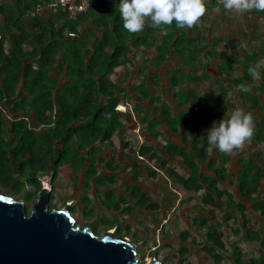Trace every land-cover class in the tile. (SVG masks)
Masks as SVG:
<instances>
[{
	"label": "trees",
	"instance_id": "obj_1",
	"mask_svg": "<svg viewBox=\"0 0 264 264\" xmlns=\"http://www.w3.org/2000/svg\"><path fill=\"white\" fill-rule=\"evenodd\" d=\"M54 1L56 0H0V173L3 175L4 171L13 172L18 178H28L30 185L39 192L41 184L38 177L51 173L56 175L64 161L74 168H80L87 160L81 157L82 152L86 151L93 163L97 152L95 144L110 142L117 133L121 137L127 128V122H131V116L118 109L122 103L125 107H130V102L122 99L121 93L125 89L113 79V75L118 68L132 62L133 59L129 56L135 49L144 47L149 51L156 48L159 58L152 60L153 66L171 63V54L180 58V62L175 64L181 65L182 69L175 68L168 79L169 88L172 92L177 89L173 97L178 99L180 106H188L191 112L200 117L194 119L185 110L178 116L172 115L166 97L163 98L166 91L154 97L150 90L142 91L139 86H136V97L141 102L134 100L135 108L132 107V112L139 116V122L146 124L149 132L156 137L163 135L168 139L165 142V153L172 159H182L190 177L181 179L190 189L196 193L206 191L201 198L203 205L220 208L222 202L230 208H236L246 220L244 203L236 204L227 191L218 188L219 180H226L225 171L223 174V171L213 170L215 178L200 175V164L208 159L211 162L215 160L210 157L209 149L213 147L208 144L206 135L200 136L193 125L204 124L206 130L210 129L213 122L221 119L213 121L206 115L201 116L202 113L209 111L212 103L224 112L229 105L221 101L222 97H226L223 94H227V90L222 87L219 88L222 89L220 92L210 90V95L203 96H199L198 91L186 89L187 85L206 81L209 78L207 72H203V76L198 78L194 73L181 77L185 68L188 72L195 71L197 66L201 68V51L192 49L195 40L189 35L197 24L190 29H177L174 23L162 28L153 25L146 27L149 20L142 32L129 33L123 27L116 8L118 2H115L111 9L103 8V16L99 18L102 36L97 38L95 32L81 29L82 17L72 21L67 14L48 11V5ZM93 9L91 6L89 12ZM45 11L63 21L65 26L57 30L53 19H45ZM9 30L16 32L10 47L6 44ZM157 35L163 36L159 45L156 40H149ZM90 37L94 40L87 42ZM244 78L251 79L247 74ZM242 81V78H238L235 83L241 85ZM21 85L23 89H20ZM148 101L160 103V112L153 108L151 116L143 114L141 107ZM7 105L11 121H5L7 119L1 111V106ZM253 106L261 109L262 105L253 100L251 107ZM33 121L42 127L40 135L29 127ZM163 125L168 128L169 134L155 132V128L158 130ZM263 131L264 118L259 125V133L256 134L259 140H264ZM175 135L180 136L181 145L173 142ZM134 153L142 164L158 163L159 156L153 146H140ZM101 159V163L105 164ZM226 159L228 160L223 153L222 161L225 162ZM53 160L55 164L51 167ZM160 166L166 169L167 164L162 161ZM89 170L93 172L92 175L97 174L93 167ZM150 171L153 177L157 175L154 170ZM263 177L264 169L256 168L252 161L247 162L239 173L237 185L240 198L256 203L255 208L264 217V203H257L255 196ZM131 191L138 208L150 212L160 209L140 188H132ZM224 198L227 199L226 202L223 201ZM107 201L111 203L109 198ZM53 209L55 208H50ZM115 209L119 210V205ZM206 223L202 221L201 224ZM211 230L212 233L207 236L208 241L224 250V245L214 237L217 234L216 227H209L210 232ZM213 250L214 248H207L209 252ZM214 258L217 262L221 260L219 256Z\"/></svg>",
	"mask_w": 264,
	"mask_h": 264
},
{
	"label": "rangeland",
	"instance_id": "obj_2",
	"mask_svg": "<svg viewBox=\"0 0 264 264\" xmlns=\"http://www.w3.org/2000/svg\"><path fill=\"white\" fill-rule=\"evenodd\" d=\"M211 3L215 4V8L210 7ZM218 3V0H206V12L198 21L196 29L189 34L195 40L192 49L201 51V68L197 66L193 72H188L185 68L182 76H179L186 77L194 73L198 78L203 76V72H209L206 81L186 87L198 91L201 96L210 95V90H227V94H223L226 97L221 98L225 105H229L227 110L221 111L212 103L209 111L201 116L206 115L213 121H218L227 119L237 108L253 116L255 128L250 140L239 149L224 153L228 158L225 162L222 161L223 153H219L214 147L209 149L210 157L215 161L208 159L199 166L200 175L213 178V170L223 171V174L225 171L226 180H219L218 188L227 191L236 204L244 203L246 220L236 208H230L222 202L220 208L203 205L201 198L206 191L196 193L182 181L181 178L188 179L190 173L182 164V159H172L165 153V142L168 139L163 135L156 137L146 129V124L138 126L139 116L132 112L133 102L138 96L136 86L147 85V74L150 76L154 70L151 67L152 59L142 60V55H136L132 62L114 75L115 81L125 89L121 93L122 99L130 102V107H118L131 116V122H127L124 134L119 137L117 133L112 141L102 145L96 143L94 148L97 152L93 163L86 151H83L81 157L87 158V165L84 163L80 168H74L64 161L56 175L49 174L52 176L49 208L62 210L70 206L77 225L82 228L91 227L98 237L108 233L127 237L137 245L139 264H264V217L255 208L256 203L240 198L237 185L243 164L252 161L256 168L264 169V140L256 137L264 118V71H261L259 79H254L248 71L258 61L264 60V11L253 9L242 14L223 11L217 8ZM170 58L172 60L169 69L163 66L158 70L160 74L165 75L161 77L163 79L158 80L161 85L156 87L157 92L161 94L159 92L163 82L166 91L163 98H169L167 104L172 115L178 116L185 110L186 114L196 119L200 115L196 116L188 106H180L178 99H174L177 89L172 92L166 87L167 80L173 75L175 68L182 69L181 65L175 64L180 62L178 56L171 54ZM144 67L148 71L145 75L141 73L142 76L140 70ZM246 74L251 79L244 78ZM238 78H242L241 84L248 87L246 94L239 90L240 84L235 83ZM220 87L222 89H219ZM253 100L262 105L261 109L257 106L251 107ZM144 106L140 111L150 116L153 108L159 112L161 109L160 103L157 104L156 101L145 102ZM1 111L7 119L5 121H11L8 105L1 106ZM29 125L37 131V135L42 133V127L36 122L33 121ZM193 128L200 136L206 135L204 124L194 125ZM173 142L181 145L182 140L180 136L175 135ZM140 146H153L159 156L158 163L142 164L134 153ZM101 158L105 164L109 163L111 168L100 165L103 164ZM162 161L166 162V169L161 168ZM54 164V160L51 161V167ZM92 164L101 166L99 170L96 169L97 177L89 170ZM150 170H154L157 175L153 177ZM4 173H0V191L16 200L32 204L37 202L38 192L30 185L28 178H18L13 172ZM132 188H140L160 209L150 212L138 208L137 201L132 198ZM255 196L257 203H264V177ZM108 198L111 200L110 204ZM70 199L73 201L67 202ZM226 200L224 198L223 201ZM117 205L119 210L115 209ZM202 221L207 223L201 224ZM209 227H216L217 234L214 237L224 245V250L216 248L212 241H208V234L214 230L210 232ZM186 233L188 235H184ZM207 248L214 250L209 252ZM215 256L221 258L220 262L215 260Z\"/></svg>",
	"mask_w": 264,
	"mask_h": 264
},
{
	"label": "water",
	"instance_id": "obj_3",
	"mask_svg": "<svg viewBox=\"0 0 264 264\" xmlns=\"http://www.w3.org/2000/svg\"><path fill=\"white\" fill-rule=\"evenodd\" d=\"M51 196L41 188L32 204L0 191V264H139L133 241L96 236L77 225L70 206L50 210Z\"/></svg>",
	"mask_w": 264,
	"mask_h": 264
},
{
	"label": "clouds",
	"instance_id": "obj_4",
	"mask_svg": "<svg viewBox=\"0 0 264 264\" xmlns=\"http://www.w3.org/2000/svg\"><path fill=\"white\" fill-rule=\"evenodd\" d=\"M119 16L123 27L129 33H140L146 22L153 27L162 28L173 23L177 29L192 28L206 12L204 0H119ZM226 11L245 13L250 10L264 11V0H223ZM249 75L260 78L264 71V60L249 68ZM239 90L247 93L246 85H239ZM254 120L251 113L235 109L227 119L213 122L206 130L208 144L221 153H231L239 149L254 134Z\"/></svg>",
	"mask_w": 264,
	"mask_h": 264
},
{
	"label": "crops",
	"instance_id": "obj_5",
	"mask_svg": "<svg viewBox=\"0 0 264 264\" xmlns=\"http://www.w3.org/2000/svg\"><path fill=\"white\" fill-rule=\"evenodd\" d=\"M205 2H206V0H204ZM111 2V3H110ZM115 2H118V4H119V0H93V5H92V8L94 7V9L93 10H91V12H89V14H87L86 16H83L82 18H81V29L84 31V30H87V31H90V32H95V36L97 37V38H101V36H102V33H101V30H102V28H100V23H99V18H101L102 16H103V8H105V9H107V7H108V9H111L112 7V3L114 4ZM218 6H217V8L218 9H220V10H223V11H225L224 10V8H223V0H218ZM208 3V2H207ZM96 4H97V6H96ZM212 4V3H211ZM211 8H215V4L213 3L212 4V6H210ZM116 8H117V10H118V8H119V5L118 6H116ZM48 10V9H47ZM49 11V10H48ZM48 11H45V12H43V15H44V17H45V19L47 20V21H49L50 20V18L51 19H53V22H54V27L57 29V30H59V29H61V28H63L65 25H64V22L63 21H61L60 19H57L54 15H51L50 14V12H48ZM30 22V21H29ZM150 26H152V23H151V21H150V23H149V25L148 26H146V27H150ZM6 36H7V39H6V44L10 47V43L14 40V38H15V36H16V32L14 31V30H9L8 32H7V34H6ZM162 39H163V36L162 35H157L156 37H152L151 39H149L150 41H155L156 40V42H157V45H159L160 43H161V41H162ZM94 39L93 38H89L88 40H87V42H91V41H93ZM136 55H137V57H138V55H142V57H144L142 60H144V59H147V58H151L152 60H154V59H158L159 58V56H158V53H157V49L156 48H153L152 50H149V51H147V50H145L144 49V47H140L139 49H135L134 50V52H133V54H131L129 57L130 58H135L136 57ZM168 56H170V55H167V57ZM38 59H39V57H38ZM163 66H165L166 68H167V70L169 69V67H170V65H169V63H164V64H162V65H160V66H151V67H153L154 68V70L152 71V73L153 74H151L150 76H149V74H147V77H148V80H149V82H150V84H149V82L147 83V85H141V84H138V86L141 88V90L142 91H144V90H146V89H148V90H150L151 92H152V94H153V96L154 97H156V96H159V94H158V92H157V86L158 85H161V84H159V81L158 80H161V79H163V78H161L162 76H164L165 75V73H164V75H162V74H160L159 72H158V70L161 68V67H163ZM126 67V66H125ZM121 68H123V67H120V68H118L117 69V72L119 71V69H121ZM148 68H149V66H148ZM173 68H175V66H173ZM150 69V68H149ZM209 69V68H208ZM198 70V69H197ZM146 71H148L147 70V68H143V69H141L140 70V74L141 73H143L144 75H145V72ZM117 72L114 74V75H116L117 74ZM209 73V72H208ZM143 74H141L142 76H143ZM114 75H113V79H114ZM161 78V79H160ZM138 83V82H137ZM164 86V87H163ZM166 87H168V90L170 89L169 87V83H168V80H167V84H166ZM165 84H163V82H162V88H160L161 90H160V92L159 93H161L160 95H162L163 94V91H165ZM20 89H23V85H21L20 86ZM202 94H204V92L202 93ZM199 96H201V95H199ZM168 97H169V95H168ZM167 99H169V98H167ZM167 99H166V102H167ZM136 100H138V101H140L141 102V100H139L138 98L136 99ZM121 106H124L125 107V105L122 103L119 107H121ZM184 106V105H183ZM120 111H122V110H120ZM123 112V111H122ZM8 116H11V115H8ZM12 117V116H11ZM139 125H142V126H144L141 122L140 123H138V126ZM136 127V126H135ZM193 127H194V125H193ZM144 128H146V127H144ZM147 129V128H146ZM160 130V132H164L165 134H169V130H168V128L167 127H160V128H158V130H156L155 132H157V131H159ZM100 165H107V164H100ZM100 165H95V164H92V165H90L89 167H93V169L94 170H96V169H100L99 168V166ZM98 166V167H97ZM107 166H109V165H107ZM101 167V166H100ZM93 176H95V177H97L96 175H93ZM111 180V179H110ZM112 181V180H111ZM70 201H73V199H70L69 201H67V202H70Z\"/></svg>",
	"mask_w": 264,
	"mask_h": 264
},
{
	"label": "built area",
	"instance_id": "obj_6",
	"mask_svg": "<svg viewBox=\"0 0 264 264\" xmlns=\"http://www.w3.org/2000/svg\"><path fill=\"white\" fill-rule=\"evenodd\" d=\"M92 0H56L50 3L47 9L54 14L64 13L67 14L69 19L77 21L80 17L86 16L92 6ZM42 9L39 10L41 12ZM70 36H75L70 34ZM39 181L43 188H51V175L39 176Z\"/></svg>",
	"mask_w": 264,
	"mask_h": 264
},
{
	"label": "bare ground",
	"instance_id": "obj_7",
	"mask_svg": "<svg viewBox=\"0 0 264 264\" xmlns=\"http://www.w3.org/2000/svg\"><path fill=\"white\" fill-rule=\"evenodd\" d=\"M138 251V250H137Z\"/></svg>",
	"mask_w": 264,
	"mask_h": 264
}]
</instances>
